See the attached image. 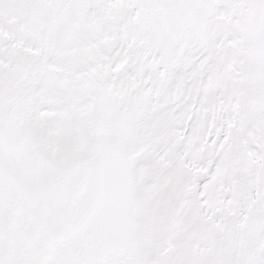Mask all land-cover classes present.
<instances>
[{
    "label": "snow or ice",
    "instance_id": "obj_1",
    "mask_svg": "<svg viewBox=\"0 0 264 264\" xmlns=\"http://www.w3.org/2000/svg\"><path fill=\"white\" fill-rule=\"evenodd\" d=\"M0 264H264V0H0Z\"/></svg>",
    "mask_w": 264,
    "mask_h": 264
}]
</instances>
